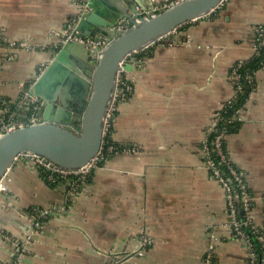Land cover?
I'll use <instances>...</instances> for the list:
<instances>
[{
	"label": "crops",
	"instance_id": "1",
	"mask_svg": "<svg viewBox=\"0 0 264 264\" xmlns=\"http://www.w3.org/2000/svg\"><path fill=\"white\" fill-rule=\"evenodd\" d=\"M81 1L0 0V98L18 100L37 80L61 38L52 34L76 19ZM144 1L158 12L177 0ZM257 27L264 0H226L140 52L126 75L132 91L110 128L119 151L78 183L75 197L72 182L52 184L19 157L2 180L0 231L20 239L34 208L52 212L18 264H204L208 254L214 264H249L201 149L214 113L234 96L232 67L256 56ZM25 39L35 49L11 48ZM255 83L227 149L248 175L264 232V68ZM144 236L153 241L145 255L124 258ZM14 250L0 236V264L11 263Z\"/></svg>",
	"mask_w": 264,
	"mask_h": 264
},
{
	"label": "water",
	"instance_id": "2",
	"mask_svg": "<svg viewBox=\"0 0 264 264\" xmlns=\"http://www.w3.org/2000/svg\"><path fill=\"white\" fill-rule=\"evenodd\" d=\"M225 2L181 0L153 12L144 0H82L73 34L109 43L103 49L76 41L57 46L28 90L44 104L38 113L41 122L0 136V182L21 156L37 155L70 171L91 164L102 148L118 73L133 72L141 51ZM121 22L128 29L117 32Z\"/></svg>",
	"mask_w": 264,
	"mask_h": 264
},
{
	"label": "built area",
	"instance_id": "3",
	"mask_svg": "<svg viewBox=\"0 0 264 264\" xmlns=\"http://www.w3.org/2000/svg\"><path fill=\"white\" fill-rule=\"evenodd\" d=\"M76 22L77 20L73 19L63 33L60 34L55 32L52 34L53 36H61L56 47L67 41L84 43L91 49H96L98 47L103 49L108 45L109 42L107 38L92 40L77 36L76 34L74 35L73 31ZM127 29V22H121L115 28L117 32H123ZM11 46L13 50L35 49V46L30 44L29 39L13 43ZM263 46L264 27H257L254 35V49L256 56L259 55V49ZM6 58L9 60L12 56L7 55ZM244 64L245 62H239L232 67L230 78L235 87L234 96L224 103L216 113H214L207 128V135L202 143L201 150L203 160L210 169L212 178L221 184L226 193L231 238L242 242L248 253L249 264H264V232L256 224L254 219L253 196L250 189L248 175L232 162L227 149V139L242 120L246 102L251 92L256 88L255 73H241L240 70ZM260 65L261 68H264V60ZM126 75H128V73L124 71L118 73L113 102L105 123L104 139L110 131L118 105L127 101L132 91V84ZM247 89H249V91H246ZM28 90L29 87L24 90L21 97L15 101L0 99V109L2 111L0 116V136L12 133L21 128L38 125L41 122L38 113L43 108L44 104L38 98L30 95ZM240 95H247V100L243 105H238ZM30 109L32 114L27 116L26 111ZM229 111H231V116L226 118L223 114L229 113ZM104 139L100 153L92 163L85 168L76 171L53 167L50 163H45L44 160L37 155L26 157H29L33 161L36 168L47 177V180L50 183L56 184L59 181L72 182L74 190L70 192V196L75 197L78 183L80 181H85L93 171L100 167V163H105L110 156L119 151L117 146L107 144ZM130 150L135 151L136 149L133 148ZM5 190L6 189L1 181L0 191ZM51 212L52 211L34 208L30 213V216L33 218V226L30 229V233L20 239L0 231V236L4 243L16 250V252L11 254L12 261L9 264H18L31 253V248L34 244L33 239L43 229L44 222ZM152 244L153 241L147 236H144L140 248L133 253L124 256V258L129 256H144ZM204 264H214L213 256L211 254H208L205 257Z\"/></svg>",
	"mask_w": 264,
	"mask_h": 264
},
{
	"label": "trees",
	"instance_id": "4",
	"mask_svg": "<svg viewBox=\"0 0 264 264\" xmlns=\"http://www.w3.org/2000/svg\"><path fill=\"white\" fill-rule=\"evenodd\" d=\"M55 52H56V49H55ZM259 55L255 56L253 59H251L250 61L248 62H245V64L242 66L241 68V73H255L258 69L261 68V62L264 60V46L261 47L259 49ZM232 70V69H231ZM246 91H249V89H247ZM1 99V98H0ZM247 100V95L246 96H242L240 95V100L238 101V105H243ZM231 111H229V113H226V114H223L226 118L230 117L231 116ZM32 114V111L31 109L26 111V115L27 116H30ZM116 115V113H115ZM19 117H20V114H19ZM237 125V124H236ZM236 129L233 130V132L235 131ZM104 141L107 143V144H112V145H115L117 146L112 138H111V131L106 135ZM100 166L102 165V163L99 164Z\"/></svg>",
	"mask_w": 264,
	"mask_h": 264
},
{
	"label": "rangeland",
	"instance_id": "5",
	"mask_svg": "<svg viewBox=\"0 0 264 264\" xmlns=\"http://www.w3.org/2000/svg\"><path fill=\"white\" fill-rule=\"evenodd\" d=\"M170 6V5H169ZM23 50H25V49H23ZM114 108H115V106H114Z\"/></svg>",
	"mask_w": 264,
	"mask_h": 264
},
{
	"label": "flooded vegetation",
	"instance_id": "6",
	"mask_svg": "<svg viewBox=\"0 0 264 264\" xmlns=\"http://www.w3.org/2000/svg\"><path fill=\"white\" fill-rule=\"evenodd\" d=\"M55 49L57 50V47Z\"/></svg>",
	"mask_w": 264,
	"mask_h": 264
}]
</instances>
